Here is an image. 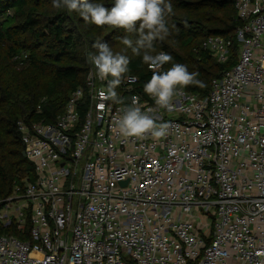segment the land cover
<instances>
[{
    "label": "built area",
    "instance_id": "obj_1",
    "mask_svg": "<svg viewBox=\"0 0 264 264\" xmlns=\"http://www.w3.org/2000/svg\"><path fill=\"white\" fill-rule=\"evenodd\" d=\"M235 7L237 61L207 95L178 88L166 109L128 76L129 96L112 98L91 63L55 121H18L35 179L4 200L0 222L30 220V238L0 235V264H264V0ZM202 46L224 63L233 40ZM132 106L166 135L124 136Z\"/></svg>",
    "mask_w": 264,
    "mask_h": 264
},
{
    "label": "trees",
    "instance_id": "obj_2",
    "mask_svg": "<svg viewBox=\"0 0 264 264\" xmlns=\"http://www.w3.org/2000/svg\"><path fill=\"white\" fill-rule=\"evenodd\" d=\"M235 1L165 0L172 5L171 12L166 9L164 12L168 33L153 39L151 48L146 41L136 54L133 49L141 38L139 23L132 31L109 25L100 27L90 19L85 20L78 11L63 5L54 7L53 0H0V209L16 186L23 187L35 179L34 165L23 154L18 121L42 117L55 121L71 94L79 86H85L91 68L89 56L98 54L94 45L106 43L114 54L128 58V70L115 88L116 93H124L126 98L130 93L122 82L128 76L137 77L134 92L149 96L144 85L154 72L143 57L145 53L155 57L160 52L169 54L172 60L158 72L167 71L173 64L185 65L190 73L197 74L195 79L201 83L177 89L205 96L213 80L237 61L235 32L241 22L237 19ZM89 2L102 4L109 10L115 6V0ZM210 36L233 40L228 61L219 62L203 48V42ZM124 38L132 42L131 47L123 42ZM43 98L46 102L38 113ZM30 227V220L25 229H19L15 223L5 226L0 222V235L29 239Z\"/></svg>",
    "mask_w": 264,
    "mask_h": 264
},
{
    "label": "clouds",
    "instance_id": "obj_3",
    "mask_svg": "<svg viewBox=\"0 0 264 264\" xmlns=\"http://www.w3.org/2000/svg\"><path fill=\"white\" fill-rule=\"evenodd\" d=\"M115 6L111 10L102 4L90 3L89 0H53L54 7H67L71 11H78L85 20H91L97 26L109 25L114 28H124L128 31L140 26L141 38L137 41V47L133 49L139 54V49L151 48V41L167 34L168 28L164 20L165 9L172 11V5L165 0H115ZM147 30L145 33L144 30ZM131 47L132 42L124 38L123 41ZM98 54L89 56V61L94 64L100 79H106L109 75L113 77L109 81L108 96L115 98V88L121 83L123 74L128 70L129 60L127 57L114 54L106 43H97ZM145 62L162 67L164 63L172 60L167 53H159L153 57L145 53ZM196 73H190L183 64H173L165 72H154L152 78L144 85V91L155 99L157 105L162 108L171 109L172 98L176 94L177 87H184L192 83H201L196 80ZM102 96L105 94L102 92ZM123 116L117 121L120 132L126 137L143 138L145 134L151 133L154 138H162L167 133V124L157 126L154 120L146 113L141 112L139 107L125 108Z\"/></svg>",
    "mask_w": 264,
    "mask_h": 264
},
{
    "label": "water",
    "instance_id": "obj_4",
    "mask_svg": "<svg viewBox=\"0 0 264 264\" xmlns=\"http://www.w3.org/2000/svg\"><path fill=\"white\" fill-rule=\"evenodd\" d=\"M23 154L25 155V151H23Z\"/></svg>",
    "mask_w": 264,
    "mask_h": 264
}]
</instances>
